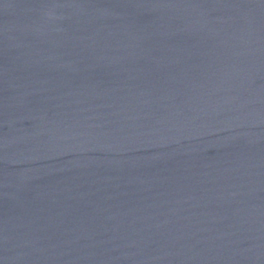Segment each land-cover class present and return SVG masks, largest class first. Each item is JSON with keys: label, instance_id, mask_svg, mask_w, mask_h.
Here are the masks:
<instances>
[{"label": "water", "instance_id": "95a60500", "mask_svg": "<svg viewBox=\"0 0 264 264\" xmlns=\"http://www.w3.org/2000/svg\"><path fill=\"white\" fill-rule=\"evenodd\" d=\"M0 264H264V0H0Z\"/></svg>", "mask_w": 264, "mask_h": 264}]
</instances>
